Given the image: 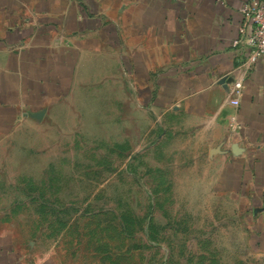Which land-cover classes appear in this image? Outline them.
<instances>
[{
    "label": "crops",
    "instance_id": "0c3cea01",
    "mask_svg": "<svg viewBox=\"0 0 264 264\" xmlns=\"http://www.w3.org/2000/svg\"><path fill=\"white\" fill-rule=\"evenodd\" d=\"M247 1L0 0V161L24 123L110 94L143 144L158 126L186 139L196 188L234 198L243 245L264 256V55L250 67L233 45ZM4 189L0 264H62L2 210Z\"/></svg>",
    "mask_w": 264,
    "mask_h": 264
},
{
    "label": "rangeland",
    "instance_id": "374dc122",
    "mask_svg": "<svg viewBox=\"0 0 264 264\" xmlns=\"http://www.w3.org/2000/svg\"><path fill=\"white\" fill-rule=\"evenodd\" d=\"M93 91L83 111L8 137L2 210L62 264H264L243 245L235 199L196 188L186 139L158 126L143 144L112 96Z\"/></svg>",
    "mask_w": 264,
    "mask_h": 264
},
{
    "label": "built area",
    "instance_id": "2783aa9c",
    "mask_svg": "<svg viewBox=\"0 0 264 264\" xmlns=\"http://www.w3.org/2000/svg\"><path fill=\"white\" fill-rule=\"evenodd\" d=\"M241 12L243 19L238 27L239 36L234 40L233 45L238 46L244 42L249 46L251 67L264 55V5L261 0H249L242 5ZM234 88L238 96L231 102L238 105L243 88L242 78L234 81ZM232 120L236 123V117H233Z\"/></svg>",
    "mask_w": 264,
    "mask_h": 264
}]
</instances>
